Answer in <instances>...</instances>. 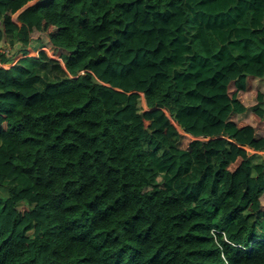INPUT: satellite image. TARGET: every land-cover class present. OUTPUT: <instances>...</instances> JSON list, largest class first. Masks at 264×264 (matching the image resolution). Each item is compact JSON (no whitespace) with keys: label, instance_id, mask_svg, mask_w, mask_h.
I'll list each match as a JSON object with an SVG mask.
<instances>
[{"label":"trees","instance_id":"16d2710c","mask_svg":"<svg viewBox=\"0 0 264 264\" xmlns=\"http://www.w3.org/2000/svg\"><path fill=\"white\" fill-rule=\"evenodd\" d=\"M31 1L0 0V264H264V0Z\"/></svg>","mask_w":264,"mask_h":264},{"label":"rangeland","instance_id":"374dc122","mask_svg":"<svg viewBox=\"0 0 264 264\" xmlns=\"http://www.w3.org/2000/svg\"><path fill=\"white\" fill-rule=\"evenodd\" d=\"M34 1H36V0H33V1H31V2H34ZM16 17V14L14 15V18ZM16 19V18H15ZM37 34V33H36ZM36 34H33V36H35ZM35 39V38H34ZM39 47L40 46V44H37L36 43V45H35V48L36 47ZM6 49H8V51H11V49H9V47H5ZM34 47H32V48H30L29 49V55L30 56H34V55H37V53L38 52H34V51H32V49H35ZM37 49H35V51H36ZM47 50V49H46ZM48 51V50H47ZM20 56H21V54H18L15 58L16 59H19L20 58ZM53 57H55L54 59H57L56 57H59L60 58V56L57 54V55H55V56H53ZM61 59V58H60ZM60 59H58V60H60ZM61 61V60H60ZM10 64H6V67H8ZM139 105H141V107H143L145 110L147 109L146 108V105H145V101H144V95L142 96L141 94H140V100H139ZM245 115H247V113H245V114H243V115H241L242 117L243 116H245ZM245 148H247V150H249L250 152H252L253 150H251L249 147H245ZM256 155H261V156H257V159L256 160H258V159H260V157H262V156H264V153H262V154H259V153H255ZM263 202H264V198H263Z\"/></svg>","mask_w":264,"mask_h":264},{"label":"built area","instance_id":"2783aa9c","mask_svg":"<svg viewBox=\"0 0 264 264\" xmlns=\"http://www.w3.org/2000/svg\"><path fill=\"white\" fill-rule=\"evenodd\" d=\"M41 49H44V50L49 54L50 57L55 58V57H53V55L50 54L49 51H47L48 49L46 50V48L41 47L39 50H41ZM32 50H33V49H32ZM39 50H38V51H39ZM38 51L36 50V52H38ZM2 52H4V53H8L9 51H8V49L5 48V49L2 50ZM28 55H29V53H28ZM58 55H59V54H58ZM56 58H57V59H60L59 57H56ZM4 66L6 67V64H5ZM251 153H253V152H251Z\"/></svg>","mask_w":264,"mask_h":264},{"label":"crops","instance_id":"0c3cea01","mask_svg":"<svg viewBox=\"0 0 264 264\" xmlns=\"http://www.w3.org/2000/svg\"><path fill=\"white\" fill-rule=\"evenodd\" d=\"M30 48H32V47H29V49H30ZM34 48H35V47H34ZM40 48H41V47H38V46H37V47H36L37 51H38ZM33 50H34V49H33ZM35 52H36V51H35ZM34 56H36V55H34ZM20 57H22V55H21ZM144 101H145V99H144ZM252 152H253V153H254V152H258L259 154L264 153V151H254V150H253Z\"/></svg>","mask_w":264,"mask_h":264},{"label":"water","instance_id":"95a60500","mask_svg":"<svg viewBox=\"0 0 264 264\" xmlns=\"http://www.w3.org/2000/svg\"><path fill=\"white\" fill-rule=\"evenodd\" d=\"M34 2H35V1H34ZM34 2H29L27 5H29V4H33ZM180 129H182V130H183V129H184V127H181V126H180Z\"/></svg>","mask_w":264,"mask_h":264}]
</instances>
